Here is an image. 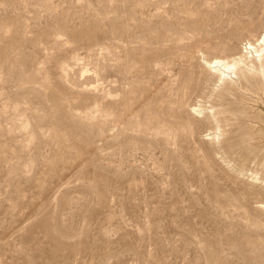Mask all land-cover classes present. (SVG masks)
I'll return each instance as SVG.
<instances>
[{
    "label": "rangeland",
    "instance_id": "1",
    "mask_svg": "<svg viewBox=\"0 0 264 264\" xmlns=\"http://www.w3.org/2000/svg\"><path fill=\"white\" fill-rule=\"evenodd\" d=\"M263 32L264 0H0V264H264V104L215 138L203 55Z\"/></svg>",
    "mask_w": 264,
    "mask_h": 264
},
{
    "label": "bare ground",
    "instance_id": "2",
    "mask_svg": "<svg viewBox=\"0 0 264 264\" xmlns=\"http://www.w3.org/2000/svg\"><path fill=\"white\" fill-rule=\"evenodd\" d=\"M253 39H248L245 44V51L242 49L239 52L233 53V57L230 59L228 56L215 55L213 57H209L202 53L204 55L206 68L212 75L211 79L214 78L217 84L220 83L219 85H225L221 92L216 94L214 101L215 104L220 106L222 105L218 110H216V113L211 116L215 119L214 123L216 125L219 121L226 123L227 119L230 118V115L233 114L232 110L229 108L230 105L232 103L239 104L241 101L243 102V100L247 98L246 93H251L259 104H264V35L256 38L255 40ZM215 93H217L216 90ZM215 93L213 91V94ZM201 110L202 108L199 106L197 111L201 112ZM238 112L241 113V116L244 115V111L242 112L238 110ZM215 115H220V118L218 117L217 119ZM210 123L213 122L210 121ZM220 129L221 127L218 124L216 131L211 134L215 138H219L221 132ZM258 135V131H251L248 135V139H251V144L254 143V146L247 149L246 160H250L251 158L256 159V157H252V155L259 149ZM226 145L228 146L229 151L234 150L230 139L226 140ZM258 161L260 165L264 167V154L261 159H258ZM251 176L255 181L259 180L258 173H252ZM215 195L219 196L218 192H215ZM224 200H228V197L222 196L221 201L223 202ZM258 206L264 210V201H259Z\"/></svg>",
    "mask_w": 264,
    "mask_h": 264
}]
</instances>
